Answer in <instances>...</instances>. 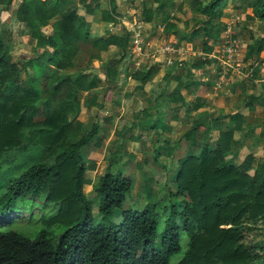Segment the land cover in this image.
<instances>
[{
	"label": "trees",
	"instance_id": "1",
	"mask_svg": "<svg viewBox=\"0 0 264 264\" xmlns=\"http://www.w3.org/2000/svg\"><path fill=\"white\" fill-rule=\"evenodd\" d=\"M74 1L15 2L14 17L26 26L34 41L32 55L21 58L19 64L12 60L0 33V157L14 151V160L33 145L46 152L44 158L29 164L18 175L0 182V264H169L180 251L179 231L184 232L187 241L176 264H264V258L259 259L249 244L241 241L244 231L251 230L247 224L264 225V146L251 174L247 171L254 161L252 154L245 155L238 165L229 164L224 155L235 142L233 132L222 130L215 117L205 121L203 115H197L181 135L194 143L200 132L202 139L196 153H188L178 161L173 194L181 198L177 203L180 209L165 219L159 234V214L149 205L141 210H122L117 223H92L91 202L83 186L88 184L86 171L92 170L94 163L83 158L81 149L98 146V138H94L97 124L81 133L83 124L77 117L82 105L95 104L97 96L91 91L101 80L89 79V73L84 72L89 61L84 62L83 70H69L81 58L79 44L87 41L91 55L110 46L121 52V57L102 65L104 80L115 78L130 38L126 30L121 35H91L90 24L69 8ZM107 1L111 5L100 11L99 21L115 25L119 22L115 0ZM223 1L198 3L187 13L195 20V33L201 34V48L206 54L220 44L219 33L225 28L218 20ZM0 2L4 6L12 0ZM151 2L155 4L152 9L143 3V22L155 23L160 13L161 23L169 26L166 29L181 35L174 23L168 22L164 0ZM84 7L86 13L94 15L97 4ZM250 7L251 16L264 21V0H251ZM263 44L264 37H250L240 60L256 61ZM21 71L23 83L19 81ZM61 71L65 73L61 75ZM156 71L154 65L140 66L129 76L143 83ZM172 80L175 85L166 96L180 105L185 103L181 89L193 93L200 86L191 80L182 82L177 74ZM82 92L89 97L81 102ZM200 100L194 109L203 105ZM258 103L264 106V98ZM246 107L252 109L250 103ZM37 115L41 119L35 121ZM225 116L239 119L238 113ZM211 131H217V135L210 142ZM158 156L155 152L153 160ZM92 191L99 214L109 215L130 193L131 180L106 169L93 183ZM21 211L29 212L27 230L13 225L16 218L12 214ZM175 215L180 225L175 223Z\"/></svg>",
	"mask_w": 264,
	"mask_h": 264
},
{
	"label": "rangeland",
	"instance_id": "2",
	"mask_svg": "<svg viewBox=\"0 0 264 264\" xmlns=\"http://www.w3.org/2000/svg\"><path fill=\"white\" fill-rule=\"evenodd\" d=\"M16 1L12 0L10 5L4 6L0 2V33L5 39L12 60L19 64L21 58L32 55L34 41L28 36L26 26L14 17ZM207 2L209 0H164V13L168 15V22L174 23L181 35L172 34L169 32L170 29H166L169 26L161 23L160 13L157 14L159 19L155 23L143 22L141 16V10L145 7L143 3H147L146 7L152 9L155 4L151 0H115L119 21L115 25L99 21L100 11L108 9L111 5L107 0H75L69 5L76 16L83 17L90 24L91 35L101 37L109 33L121 35L126 30L130 38L128 48L117 67L118 75L113 79L104 80L102 87L94 91L96 94L104 92L101 104L104 108L101 109L97 103L96 111L93 109L77 117L84 123L81 133H85L90 129L93 121L99 123L103 116L109 115L110 125L105 124L101 127V123L98 129L101 127L104 132H108L111 127L110 132L115 129L110 135L114 137L113 141L117 140V137L120 140L116 145L113 142L108 144L106 141L108 144L106 149L101 145L99 152L104 149V158L101 162L102 154L91 155V147L84 148L83 153L81 150L86 161L96 157L99 162L97 166L95 162V169L86 171L88 184L83 186L84 194L91 202L93 224L102 223L107 226L117 223L122 210H141L149 205L159 214L157 234L163 230L165 219L173 216L180 209L177 203L181 198L173 194L175 192L173 176L178 161L188 153H196L199 150L202 139L200 132L196 134L194 143L181 138L182 133L190 127L191 121L197 115H203L205 121L207 118L215 117L222 130H232L235 142L224 155V159L229 164L238 165L245 155L252 154L254 161L247 171L251 174L253 165L262 157L264 106L258 102L264 98L262 90L264 46L256 61L248 59L242 62L239 61V57L250 37H264V21L251 16V0H224L222 13L218 19L225 25L219 33L220 44L215 48L212 47L209 54H206L201 48V34L195 33V20H191L187 13L191 6ZM95 3L97 8L94 15L86 13L84 5L92 7ZM79 48L81 58L77 66L69 71L81 69L84 62L89 61V67L84 70L89 73V79L104 73L103 63L121 57V53L113 48L102 54L91 55L87 41H82ZM229 48L233 49L232 57L226 54ZM211 53L215 57L214 71L212 70L214 65L210 66L207 59ZM147 65L156 66L158 71L151 77L149 86L142 90V85L134 82L129 75L134 69ZM64 73V71L60 72L61 75ZM177 73H180L182 80L186 79L189 82L192 79L201 83L194 88L193 93L186 92V89L180 90V94L184 97L183 105L172 102L166 96L175 85L172 77ZM217 73L226 76L216 87L214 82ZM23 79L24 73L21 71L19 81L23 83ZM238 79L244 80L245 86H240L241 84L236 81ZM148 90L149 92H144ZM86 97L89 96L80 94L81 100ZM200 99L203 106L194 109V105L200 102ZM246 103H250L252 109H247ZM234 113L239 114L238 120H231L225 116ZM39 119L41 115L34 117L35 121ZM163 121H166L167 125H164ZM216 135L217 131L209 133L210 142ZM111 137L107 139L112 141ZM39 147L29 146L28 150L17 155L14 160L11 159L14 151H10L8 156H1L0 182L10 176L18 175L29 164L44 158L46 152L41 151ZM155 152H158L159 156L154 161ZM105 169L111 173L119 172L131 180L130 193L120 206L112 209L109 215L99 214L97 197L92 191L96 177ZM31 212L35 215L39 213L36 210ZM12 215L16 218L14 227L25 230L29 228L27 226L30 223L29 212L21 211ZM173 218L175 223L180 225L177 215ZM247 225L251 230L244 231L241 241L249 244L250 249H253L252 253L262 259L264 258V225L259 222ZM179 232L180 251L170 258L169 264H176L186 248L187 238L183 231Z\"/></svg>",
	"mask_w": 264,
	"mask_h": 264
},
{
	"label": "crops",
	"instance_id": "3",
	"mask_svg": "<svg viewBox=\"0 0 264 264\" xmlns=\"http://www.w3.org/2000/svg\"><path fill=\"white\" fill-rule=\"evenodd\" d=\"M101 23H104V22H101ZM214 48H215V46H213ZM110 48H113L114 50H117L118 52H119V50L115 47V46H110V47H108V49L106 50V51H108ZM214 48H213V50H214ZM106 51H101V52H99V54H102V53H104V52H106ZM121 53V52H120ZM214 53V52H213ZM209 54V53H208ZM101 56V55H100ZM214 55L211 53L210 55H209V58L207 57V59L209 60V62H210V66H212V65H214L213 63H214ZM212 70L214 71L215 70V65H214V68H212ZM157 71H158V69H157ZM157 71L154 73V74H152L151 76H150V78L146 81V82H143V83H138V82H136V81H134V82H136V83H138V84H141L142 86V90H144V88H146V87H148L149 86V82H150V79H151V77L153 76V75H155L156 73H157ZM211 71V70H210ZM102 72V71H101ZM199 72H201V71H199ZM180 73H181V71H180ZM180 73H177V75H180ZM176 75V74H175ZM216 75V74H215ZM225 76H226V74H222V73H217V77H216V81L214 82L215 84H216V87L217 86H219V84H220V82L225 78ZM89 77H90V75H89ZM100 80H101V83L100 84H98V87L96 88V89H99V88H101L102 87V84L104 83V73L102 72V73H100V76H97ZM129 77V76H128ZM180 77V76H179ZM180 80L182 81V82H187L186 81V79H184V80H182V78L180 77ZM246 80V79H245ZM191 81H192V79H191ZM195 81V80H194ZM239 84H241L240 86H245V84H246V82L243 80H241V79H238V80H236ZM195 82H199V81H195ZM245 83V84H244ZM200 85H201V83H199ZM207 85V84H206ZM136 87V86H135ZM140 87V88H141ZM96 89H94L93 91H91V93L93 94V95H95V96H97V99H96V101H95V104L94 105H91V106H88V107H85V106H81L82 108H84L83 110L81 109L80 110V113L78 114V115H80V114H84L85 112H89L90 110H93L94 109V111H96L97 110V108L95 107L96 105H97V103L99 104V107L101 108V109H103L104 108V106H102L101 104H102V102H103V95H104V92H100V93H98V94H96V93H94V91L96 90ZM107 90V89H106ZM107 91H105V93H106ZM144 92H149V90L148 91H144ZM186 92H188L187 91V89H186ZM160 93V92H159ZM82 94H85L86 95V93L85 92H82ZM102 96V97H101ZM99 97V98H98ZM81 102H82V100H81ZM203 106V105H202ZM199 109V108H198ZM157 114V113H156ZM162 114V113H161ZM108 116L109 115H105V116H103V119L101 118L100 119V122L99 123H97V121H93L92 122V124L93 123H96L97 124V134H96V136L98 137V146H90L91 147V155H93L94 156V154L95 155H99V154H102V156L100 157L101 159H100V162L102 161V159L104 158V149H101V152H99V149L101 148V145L106 149L107 148V145L109 144V143H114L115 145H116V143H118V142H120V140H119V137H117V140H115V141H117V142H115V141H113L114 140V137H111L110 135L112 134V132L115 130H113L112 129V131L110 132V130H111V127L108 129V132H104L103 130H102V128L101 127H103V126H105V124L106 125H110L109 123H110V121H109V119H108ZM153 118V117H152ZM175 118V116L173 117V119ZM78 119V118H77ZM107 119V120H106ZM79 120V119H78ZM165 120V119H164ZM81 123H82V121H80ZM101 123H102V125H101ZM163 123H165L164 125H167V123H166V121H163ZM82 124H84V123H82ZM99 125H101V127L98 129V126ZM168 128H169V126H168ZM105 133L104 135L102 134V133ZM106 133H108V134H106ZM99 136H100V138H99ZM108 137H111L112 138V141H110V139H107ZM106 141H108V144H107V142ZM84 148H87V147H84ZM84 148H82L81 150H82V153H83V151H85V149ZM96 151H98V152H96ZM82 155V154H81ZM83 156V158H85V155L83 154L82 155ZM86 158H88V157H86ZM90 158V157H89ZM90 159H92L91 161H93V163L95 164V162H96V166L99 164V162H97V160H96V157H92V158H90ZM94 160H96V161H94ZM90 161V160H89ZM95 165H94V168L93 169H95V167H96ZM105 168V167H104ZM106 170V169H105ZM105 170H103L97 177H96V179L100 176V175H102L104 172H105ZM85 177H86V174H85ZM87 178V177H86ZM88 180V179H87Z\"/></svg>",
	"mask_w": 264,
	"mask_h": 264
},
{
	"label": "built area",
	"instance_id": "4",
	"mask_svg": "<svg viewBox=\"0 0 264 264\" xmlns=\"http://www.w3.org/2000/svg\"><path fill=\"white\" fill-rule=\"evenodd\" d=\"M138 48H140L139 46H137ZM229 57H232L233 56V49L232 48H229L227 50V53H226ZM238 55V54H236ZM239 61H240V57H239ZM169 63V61H167ZM238 64V63H237Z\"/></svg>",
	"mask_w": 264,
	"mask_h": 264
}]
</instances>
